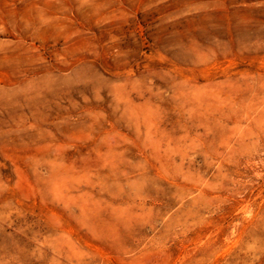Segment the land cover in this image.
<instances>
[{
  "label": "rangeland",
  "instance_id": "rangeland-1",
  "mask_svg": "<svg viewBox=\"0 0 264 264\" xmlns=\"http://www.w3.org/2000/svg\"><path fill=\"white\" fill-rule=\"evenodd\" d=\"M0 264H264V0H0Z\"/></svg>",
  "mask_w": 264,
  "mask_h": 264
}]
</instances>
